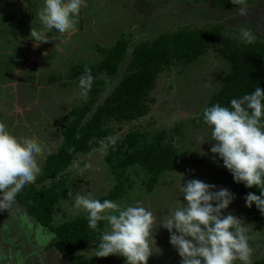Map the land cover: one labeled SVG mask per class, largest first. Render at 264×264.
I'll return each mask as SVG.
<instances>
[{
  "label": "rangeland",
  "instance_id": "374dc122",
  "mask_svg": "<svg viewBox=\"0 0 264 264\" xmlns=\"http://www.w3.org/2000/svg\"><path fill=\"white\" fill-rule=\"evenodd\" d=\"M44 5L45 0H28L27 6L25 0H0V122L17 140H39L45 146V157L56 152L62 142L60 128L65 123V114L88 98L80 94L79 77L68 80L69 71L78 64L98 63L102 59L98 47H110L123 37L131 41V51L140 39L151 41L181 27L208 24L223 26L224 34L237 31L238 39L241 28H250L256 41L264 38V0L247 5L243 16L239 14L241 7L224 11L207 0H85L76 31L70 37L50 35L47 39L52 43L37 48L30 36L33 27H38L35 17H39ZM125 66L120 65L116 77L102 76L100 101L117 84ZM228 70L218 47L194 63L174 65L158 76L152 93L155 104L148 115L132 122H110L109 126L115 129L113 140H121L131 131L150 135L163 129L170 131L181 123L179 134L171 131V138L179 140L177 169L163 172L156 182L149 180L154 176H147L138 167L128 170L127 182L133 183V188L114 201L122 206L139 203L160 218L176 206L177 200L183 202L180 182L183 185L199 179L216 185L217 189L227 188L234 194V200L222 215L231 213L247 225L254 261L264 255V218L252 220L246 213L239 185L221 176L220 161L210 152V130L202 120L209 96L220 88ZM51 76L59 79L49 84ZM198 137L207 141L201 144ZM106 150L99 148L79 154L65 172L68 199L57 204L54 223L86 214L73 207L77 193H91L98 199L114 186V178L103 159ZM44 159L40 161L41 169ZM160 223L158 220L153 229L160 252L150 256L147 264H181V257L169 243V232ZM83 254L89 257L94 251L88 249ZM0 264H68V261L54 236L15 203L11 210L0 209ZM100 264H125V258L110 255Z\"/></svg>",
  "mask_w": 264,
  "mask_h": 264
},
{
  "label": "trees",
  "instance_id": "16d2710c",
  "mask_svg": "<svg viewBox=\"0 0 264 264\" xmlns=\"http://www.w3.org/2000/svg\"><path fill=\"white\" fill-rule=\"evenodd\" d=\"M200 2L201 0H196ZM221 10L250 5L254 0H207ZM223 33V26L208 24L202 27H181L167 34H160L151 41L140 39L132 46L131 41L119 37L110 47L99 48L102 59L98 63L72 66L68 80H75L91 75V88L88 98L74 105L65 114V123L60 128L62 142L56 152L45 157L41 173L35 183L29 184L18 196L16 203L24 208L28 217L52 234L58 245L63 247L68 264H100L105 258L83 254L93 250L100 242L105 222L100 223V230L88 227L86 214L74 219L54 223V212L60 201L68 199V186L64 179L65 172L79 154H86L99 148H107L103 157L112 177L114 186L102 197L117 200L133 188L128 183L126 173L138 169L149 179L157 178L168 170L177 169L178 148L172 132L180 133L181 123L172 129L160 130L153 134L131 131L123 139H112L115 129L110 122H132L149 114L155 104L152 93L156 88L158 76L174 65H186L198 61L206 52L218 47L229 70L220 88L213 92L207 106L219 103L227 106L231 99L251 93L255 87L264 89V38L251 44L240 43L237 31ZM8 44V42H7ZM125 63L123 74L114 88L100 101L102 76L116 77L120 65ZM59 77L51 76L49 84H54ZM67 83H61L66 86ZM111 138V139H109ZM114 141V143L112 142ZM221 176L233 180L231 174L222 167ZM46 184V185H45ZM243 203L249 192L260 194L256 187L245 188L238 184ZM132 186V188H130ZM247 215L254 221H260L264 214L253 205L246 207ZM251 264H264V255Z\"/></svg>",
  "mask_w": 264,
  "mask_h": 264
},
{
  "label": "clouds",
  "instance_id": "9594fccd",
  "mask_svg": "<svg viewBox=\"0 0 264 264\" xmlns=\"http://www.w3.org/2000/svg\"><path fill=\"white\" fill-rule=\"evenodd\" d=\"M84 5L85 0H45L39 17H35L38 27H33L30 36L36 47L52 43L47 39L50 35L70 37ZM239 14L246 15V6ZM239 39L251 44L257 37L250 28H241ZM91 83V75L80 78L82 97H86ZM202 120L210 130L214 159L222 161L235 183L259 189V195H246L245 207L255 205L264 214V89L257 86L251 93L231 99L227 106L216 103L205 107ZM197 139L201 144L207 141ZM43 158L45 146L39 140H17L0 122V209L11 210L21 192L35 183ZM180 192L183 202L177 200L176 206L160 218L139 203L122 206L93 198L91 193H77L73 207L86 213L92 230L99 231L100 223L105 222L94 248L98 258L119 255L125 264H147L150 256L160 252L153 229L161 220L159 225L169 232V243L181 257V264H251L253 249L247 225L231 213L222 215L234 194L199 179L183 185L180 182Z\"/></svg>",
  "mask_w": 264,
  "mask_h": 264
},
{
  "label": "flooded vegetation",
  "instance_id": "af4514ba",
  "mask_svg": "<svg viewBox=\"0 0 264 264\" xmlns=\"http://www.w3.org/2000/svg\"><path fill=\"white\" fill-rule=\"evenodd\" d=\"M36 54H34V56H35ZM35 61V60H34Z\"/></svg>",
  "mask_w": 264,
  "mask_h": 264
}]
</instances>
